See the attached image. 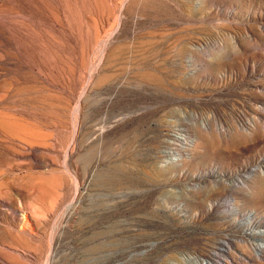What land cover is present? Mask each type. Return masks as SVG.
I'll return each instance as SVG.
<instances>
[{"label": "rangeland", "instance_id": "1", "mask_svg": "<svg viewBox=\"0 0 264 264\" xmlns=\"http://www.w3.org/2000/svg\"><path fill=\"white\" fill-rule=\"evenodd\" d=\"M253 233L264 0H0V264H264Z\"/></svg>", "mask_w": 264, "mask_h": 264}, {"label": "bare ground", "instance_id": "2", "mask_svg": "<svg viewBox=\"0 0 264 264\" xmlns=\"http://www.w3.org/2000/svg\"><path fill=\"white\" fill-rule=\"evenodd\" d=\"M173 136L171 137L172 141L169 143V145L172 143L173 145V148H175V151L174 152H170V151H167L169 156L168 157L170 160L172 159H175V158H180L182 155V151L183 149H181L183 146H187V144H190L189 141V137L186 135V134H183V133H177V132H174L172 134ZM171 145V146H172ZM167 154V155H168ZM255 233H253L254 235ZM259 234V233H258ZM253 238H255V241H257L254 245L257 249H260L261 251L264 252V235H254L252 236Z\"/></svg>", "mask_w": 264, "mask_h": 264}]
</instances>
